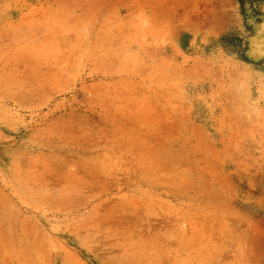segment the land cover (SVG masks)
<instances>
[{
	"label": "rangeland",
	"instance_id": "1",
	"mask_svg": "<svg viewBox=\"0 0 264 264\" xmlns=\"http://www.w3.org/2000/svg\"><path fill=\"white\" fill-rule=\"evenodd\" d=\"M0 264H264V0H0Z\"/></svg>",
	"mask_w": 264,
	"mask_h": 264
}]
</instances>
